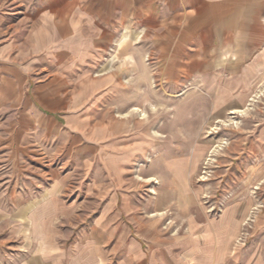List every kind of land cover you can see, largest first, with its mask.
<instances>
[{
    "label": "rangeland",
    "instance_id": "1",
    "mask_svg": "<svg viewBox=\"0 0 264 264\" xmlns=\"http://www.w3.org/2000/svg\"><path fill=\"white\" fill-rule=\"evenodd\" d=\"M125 33L129 42L112 46L85 79L100 150L56 128L46 140L13 141L17 111L0 109L1 207L11 212L61 181L81 215L70 227L116 230L93 238L111 264L130 254L134 263L199 264L206 248L224 254L221 264H264V76L238 104L244 114L231 113L213 91L216 78L162 76L167 62L155 46L138 43L140 30ZM10 228L0 221V242Z\"/></svg>",
    "mask_w": 264,
    "mask_h": 264
},
{
    "label": "crops",
    "instance_id": "2",
    "mask_svg": "<svg viewBox=\"0 0 264 264\" xmlns=\"http://www.w3.org/2000/svg\"><path fill=\"white\" fill-rule=\"evenodd\" d=\"M134 29L139 44L154 45L166 60L162 76L216 78L213 91L230 112L264 76V0H0V109L17 111L11 139L46 140L56 128L64 140L72 133L92 140L84 149L100 150L102 124L88 127L85 79L112 46L129 42L119 34ZM47 190L11 212L0 204V221L11 226L0 264H111L93 238L116 230L95 227L85 235L70 227L81 217L77 204L61 194V181ZM110 215L104 219L115 220ZM197 253L199 264L224 260L216 250ZM142 262L130 254L123 264Z\"/></svg>",
    "mask_w": 264,
    "mask_h": 264
},
{
    "label": "bare ground",
    "instance_id": "3",
    "mask_svg": "<svg viewBox=\"0 0 264 264\" xmlns=\"http://www.w3.org/2000/svg\"><path fill=\"white\" fill-rule=\"evenodd\" d=\"M239 112L244 114L245 111L241 109H236V110L233 109V111H231V113H239Z\"/></svg>",
    "mask_w": 264,
    "mask_h": 264
}]
</instances>
